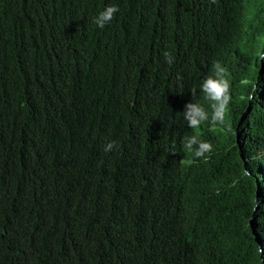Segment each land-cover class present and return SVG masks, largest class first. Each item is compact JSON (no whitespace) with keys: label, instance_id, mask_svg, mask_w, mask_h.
<instances>
[{"label":"trees","instance_id":"trees-1","mask_svg":"<svg viewBox=\"0 0 264 264\" xmlns=\"http://www.w3.org/2000/svg\"><path fill=\"white\" fill-rule=\"evenodd\" d=\"M217 61L223 124L200 91ZM192 101L209 113L197 129ZM261 250L264 0H0V264H264Z\"/></svg>","mask_w":264,"mask_h":264},{"label":"clouds","instance_id":"clouds-1","mask_svg":"<svg viewBox=\"0 0 264 264\" xmlns=\"http://www.w3.org/2000/svg\"><path fill=\"white\" fill-rule=\"evenodd\" d=\"M215 2V0H213ZM120 11L116 5L107 6L97 17L93 19V23L100 29L110 24L115 15ZM165 61L169 66H172L175 61V56L172 52H164ZM211 73L207 76L200 85V91L204 98L211 102V122L213 124H223L228 113L229 104L232 100L231 84L229 82L228 70L222 66L220 62H214ZM192 97L196 96L197 90L191 89ZM249 99H253L250 95ZM187 126L191 129H197L202 123L209 120V113L200 103L193 101L185 105V111L182 114ZM181 144L184 149L193 153L196 158L204 157L213 150V145L210 142L199 139L196 135H185ZM118 145L117 141H109L104 147L105 152L113 151ZM173 148L175 145L172 146ZM264 250H261V252Z\"/></svg>","mask_w":264,"mask_h":264},{"label":"rangeland","instance_id":"rangeland-1","mask_svg":"<svg viewBox=\"0 0 264 264\" xmlns=\"http://www.w3.org/2000/svg\"><path fill=\"white\" fill-rule=\"evenodd\" d=\"M245 101V97H241L240 99H239V102L242 104L243 102Z\"/></svg>","mask_w":264,"mask_h":264}]
</instances>
